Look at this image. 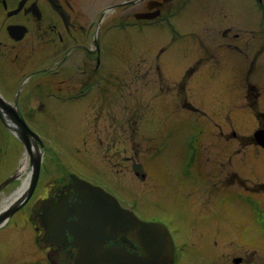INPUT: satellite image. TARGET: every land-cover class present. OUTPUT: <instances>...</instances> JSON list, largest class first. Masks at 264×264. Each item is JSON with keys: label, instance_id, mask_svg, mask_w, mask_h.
I'll list each match as a JSON object with an SVG mask.
<instances>
[{"label": "rangeland", "instance_id": "rangeland-1", "mask_svg": "<svg viewBox=\"0 0 264 264\" xmlns=\"http://www.w3.org/2000/svg\"><path fill=\"white\" fill-rule=\"evenodd\" d=\"M202 4L198 2V7ZM243 4L244 14L235 18L224 15L233 13L227 0H216L210 10L206 7L214 20L213 15L206 20L204 14H190L196 3L183 21L174 23L117 25L105 18L91 31L97 32L101 51L94 88L76 102L59 104L44 97L48 81L70 94L67 90L78 74L66 64L60 82L49 80L46 57H29L23 63L38 52L30 54V45L15 50L19 62H9V75L0 67V94L6 104L14 95L23 114L30 116L26 122L46 152L44 166L58 167L59 173L70 170L104 185L122 202L134 204L140 217H156L166 224L175 244L174 264H264V186L258 191L253 184L264 181V147L256 145L236 155L242 179L253 189L233 182L237 179L230 171L237 168L231 155L239 142L230 131L246 135L253 120L242 99L246 80L255 83L252 90L264 99V0H243ZM7 55L8 62L15 52ZM192 64L188 76L196 73L187 95L196 108L184 106V92L176 85ZM86 65L84 60L82 69ZM27 69L35 73L23 82L20 75ZM238 74L237 82L230 83ZM39 82L45 85L38 88ZM234 92L237 98L230 101ZM18 139L0 124V150H6L0 156L5 160L0 164V180L19 163L28 162L27 150ZM29 164L10 185L2 181L0 208L4 198L21 186ZM48 173H42L28 203L0 220V239L2 233L7 235L0 241V264H12L11 260L49 264L42 250L32 245L31 224L24 220L45 176L48 183H57V175ZM199 187L206 188L198 200L194 193ZM216 195L222 199L215 202ZM37 197L48 198L43 191ZM53 197L49 207L57 215L59 198ZM51 237L43 244L58 260L63 254L59 250L64 249L62 235ZM112 246L107 250L102 244V255L113 253ZM236 256H241L240 262L234 260Z\"/></svg>", "mask_w": 264, "mask_h": 264}, {"label": "flooded vegetation", "instance_id": "flooded-vegetation-1", "mask_svg": "<svg viewBox=\"0 0 264 264\" xmlns=\"http://www.w3.org/2000/svg\"><path fill=\"white\" fill-rule=\"evenodd\" d=\"M86 1L0 0V67L9 75V62L11 65L14 62H19L17 56L19 52L15 50L20 47L19 51H22L27 45H30V54H35L36 49L38 52L34 56L26 57L23 63L29 62V57L30 60L40 56L46 57L48 60H46L47 63H44L48 70L49 80H59L60 75L63 74L60 71L65 68L66 64L74 68L73 71L79 76L83 71L81 66L84 60L87 63L86 68L88 63L92 65V60H94L95 49L92 44L93 34L91 30L95 22L100 19L102 10L105 7L114 8V11L108 16L117 25H126L134 20L136 10L132 11V8L139 6L142 10V0ZM147 1L145 2L148 5L154 6L151 9L152 12H158V15L170 13L177 2V0ZM207 7L209 8V6ZM144 9L147 10L145 7ZM83 40L85 41L83 42ZM90 44L92 45L87 47ZM10 52H15V55L7 62V53L10 54ZM66 59H70L69 63L66 62ZM94 69L93 64L92 70ZM14 74L11 72L10 75ZM260 126L264 127V116L260 121ZM37 203H35V207ZM35 207L31 213V218H33ZM109 243L123 245L131 250L138 249L125 236L119 235ZM69 248L72 247L69 246ZM51 251L52 249H48L47 256L54 263L55 259ZM59 252H63L59 264H66V253L63 250H59Z\"/></svg>", "mask_w": 264, "mask_h": 264}, {"label": "water", "instance_id": "water-1", "mask_svg": "<svg viewBox=\"0 0 264 264\" xmlns=\"http://www.w3.org/2000/svg\"><path fill=\"white\" fill-rule=\"evenodd\" d=\"M2 108L12 115V119L19 126L20 137L29 145V135L31 133L28 131L26 125L16 117L14 109L6 106L0 98V109ZM256 138L260 144L264 145V133L259 132ZM31 158L36 167L34 168L32 181L24 199L31 194L37 179L39 160L36 157ZM88 188L89 186H86L85 189ZM95 188L92 192L86 191L84 194V200L91 211L90 213L84 211L81 206L70 212L78 216L82 237L85 235V247L81 253L87 260L86 264H107L110 259L107 258V255L113 259L114 255L111 252V254L105 253L102 255L104 253L102 252V244L106 237H113L117 233L131 235L141 247L142 253L133 255V258L127 259L125 264H168L171 258H168V246L165 238L166 230L159 224L139 220L131 211L122 209L111 195L103 193L97 187ZM97 195L101 196L98 200H96ZM14 209L15 207L0 215V220ZM62 213L59 212L60 215ZM65 213H69V211H65ZM166 236L171 246L170 237H168L169 235ZM115 264L120 263L116 262Z\"/></svg>", "mask_w": 264, "mask_h": 264}, {"label": "bare ground", "instance_id": "bare-ground-1", "mask_svg": "<svg viewBox=\"0 0 264 264\" xmlns=\"http://www.w3.org/2000/svg\"><path fill=\"white\" fill-rule=\"evenodd\" d=\"M86 1V0H85ZM196 3V1L194 2V0H189L188 2H186L184 4V6L179 10V11H175L173 12L172 16L170 17H167L165 14H162V15H158L157 17H155L153 19V21H155L156 23H166L167 21V18L169 20H175L177 19L178 21H183V19L185 17H187V15H185L189 8H191V4ZM212 2H210L211 4ZM86 4H88V2L86 1ZM230 4L232 7H236L238 8L241 12H245V8H244V4H243V0H231L230 1ZM209 3H205L204 6H208ZM110 13L114 11V8L112 9H109ZM193 13V10L191 11L190 14ZM185 16V17H184ZM225 17H232V18H235L234 15H232L231 13L225 15ZM246 17V14L244 15V18ZM92 31V30H91ZM97 44L98 43V40H97ZM97 44L95 43L94 41V49H95V55H94V60H93V64H96V50H97ZM94 88V86H92V88L85 94V96L87 94H89L91 92V90ZM81 97H79L80 99ZM6 121L7 123L9 124V126L14 130V131H18V127L16 126V124H14L9 118L8 116L6 115ZM34 144V145H33ZM32 144V141H31V149L32 150H35L34 146H36V144L33 142ZM27 165V160L24 161L22 164H21V167L18 169V172H17V176H19L20 173H22L24 171V168L25 166ZM30 176H31V172H28L26 174V176L24 177L23 181H22V184L20 187H18L17 190H15V192H13L10 196L8 197H5L4 198V202L0 208V212H2L3 210H5L6 208H8L9 205L13 204L14 202L17 201V199L22 196L25 191L27 190V187H28V184H29V180H30ZM68 219V222L67 224L64 226V229L66 232L69 233L70 236V239L69 240H65L64 243L67 244H72L74 245L75 247L78 248L79 250V253L84 249L85 247V241H84V237L85 235H83L82 237V232H81V229H80V224H79V219H78V216H70V217H67ZM158 223L159 224H163V222L159 221L158 220ZM165 238H166V242H167V246H168V258H171L173 257V255L175 254V249H174V246L173 244H169V240L167 239V236L168 233L167 231L165 232ZM130 238H133L131 235H128ZM169 237V236H168ZM171 241V240H170Z\"/></svg>", "mask_w": 264, "mask_h": 264}, {"label": "trees", "instance_id": "trees-1", "mask_svg": "<svg viewBox=\"0 0 264 264\" xmlns=\"http://www.w3.org/2000/svg\"><path fill=\"white\" fill-rule=\"evenodd\" d=\"M249 141V138H244V141H242L243 143H247Z\"/></svg>", "mask_w": 264, "mask_h": 264}]
</instances>
